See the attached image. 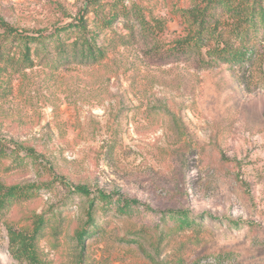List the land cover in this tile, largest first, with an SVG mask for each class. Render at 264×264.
<instances>
[{
  "label": "rangeland",
  "instance_id": "1",
  "mask_svg": "<svg viewBox=\"0 0 264 264\" xmlns=\"http://www.w3.org/2000/svg\"><path fill=\"white\" fill-rule=\"evenodd\" d=\"M83 1L0 0V15L22 29H49L70 21ZM138 1L168 20V39L183 29L177 11L192 2ZM259 64L264 70V56ZM0 140L9 154L0 159V184L40 186L0 221V264H21L8 251L7 227L28 228L39 213L48 217L43 259L77 263L74 234L90 199L76 185L154 210L121 214L97 201L88 264H152L135 238L166 264H264V83H247L244 70L164 64L143 43L88 67L1 69ZM170 209L189 210L197 222L178 230L163 220Z\"/></svg>",
  "mask_w": 264,
  "mask_h": 264
},
{
  "label": "trees",
  "instance_id": "2",
  "mask_svg": "<svg viewBox=\"0 0 264 264\" xmlns=\"http://www.w3.org/2000/svg\"><path fill=\"white\" fill-rule=\"evenodd\" d=\"M177 13L183 29L174 39L167 38L168 20L149 12L138 0H84L70 21L49 29H22L0 15V70L20 73L35 66L51 71L73 65L88 67L102 62L120 46L143 43L146 53L164 64L195 61L200 69L227 65L244 70L247 83H264V70H260V64L258 67L264 56V0H192ZM4 146L0 140V159L9 155ZM32 150L26 149L30 155ZM15 154L18 156L19 152ZM39 189L34 183L0 184V221L13 202L26 199ZM73 192L90 199L87 221L74 234L80 248L76 264H88L86 240L99 229L93 214L97 201L105 208L117 204L116 210L121 214L145 204L105 190L92 196L85 185L74 186ZM144 207L154 211L151 206ZM162 213L163 220H174L178 230L197 222L189 210L170 209ZM47 222V215L39 213L33 216L28 228L7 227L8 251L15 260L21 264H47L39 247ZM170 231L167 227L160 232L159 241H164ZM131 241L140 245L152 264L167 263L160 258L159 250L146 249L137 238ZM183 260L184 257L176 259Z\"/></svg>",
  "mask_w": 264,
  "mask_h": 264
}]
</instances>
